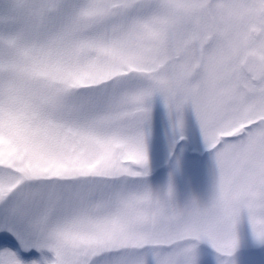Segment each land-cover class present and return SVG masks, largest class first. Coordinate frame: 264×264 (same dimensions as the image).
Wrapping results in <instances>:
<instances>
[{
	"label": "snow or ice",
	"instance_id": "obj_1",
	"mask_svg": "<svg viewBox=\"0 0 264 264\" xmlns=\"http://www.w3.org/2000/svg\"><path fill=\"white\" fill-rule=\"evenodd\" d=\"M256 247L264 0H5L0 264H250Z\"/></svg>",
	"mask_w": 264,
	"mask_h": 264
},
{
	"label": "rangeland",
	"instance_id": "obj_2",
	"mask_svg": "<svg viewBox=\"0 0 264 264\" xmlns=\"http://www.w3.org/2000/svg\"><path fill=\"white\" fill-rule=\"evenodd\" d=\"M5 0H0V8L3 7ZM205 249V248H204ZM208 251H211L208 249ZM252 251L256 253L254 257H250V264H264V249L260 247L253 248Z\"/></svg>",
	"mask_w": 264,
	"mask_h": 264
},
{
	"label": "trees",
	"instance_id": "obj_3",
	"mask_svg": "<svg viewBox=\"0 0 264 264\" xmlns=\"http://www.w3.org/2000/svg\"><path fill=\"white\" fill-rule=\"evenodd\" d=\"M207 246V245H206Z\"/></svg>",
	"mask_w": 264,
	"mask_h": 264
}]
</instances>
